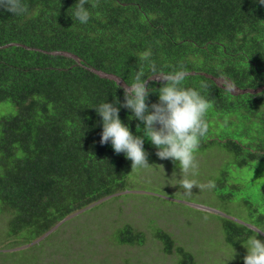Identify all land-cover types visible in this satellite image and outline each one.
Wrapping results in <instances>:
<instances>
[{"label":"trees","instance_id":"1","mask_svg":"<svg viewBox=\"0 0 264 264\" xmlns=\"http://www.w3.org/2000/svg\"><path fill=\"white\" fill-rule=\"evenodd\" d=\"M22 2L25 15L0 8V102L16 106L0 116V220L5 239L14 241L0 253L40 246L67 216L128 190L131 161L110 142L100 143L102 118L94 107L116 99L123 104L116 81L131 83L140 68L150 91L163 86L165 81L150 78L149 62L138 59L146 50L159 71L182 65L189 73L184 85L213 102L198 165L202 175L207 169L205 178L214 183L220 204L237 201L243 209L203 212L218 218L225 241L234 247L246 244L254 229H264V5L89 0L91 18L81 24L71 17L78 0ZM158 100V92H150L146 102ZM119 117L133 135L142 136L136 125H144L130 110L121 107ZM144 149L148 160L157 157L146 137ZM238 170L251 174L243 186L237 185ZM113 236L119 244L146 242L145 233L129 223ZM154 237L165 253L175 254L176 264L197 263L168 230L155 227ZM257 238L264 241V233ZM22 245L30 246L17 250ZM243 258L228 264H244ZM74 259L80 263V257Z\"/></svg>","mask_w":264,"mask_h":264},{"label":"rangeland","instance_id":"2","mask_svg":"<svg viewBox=\"0 0 264 264\" xmlns=\"http://www.w3.org/2000/svg\"><path fill=\"white\" fill-rule=\"evenodd\" d=\"M217 81L229 90H236L223 79ZM15 111L14 103L0 102V116ZM148 163L151 166L134 169L128 190L71 214L46 238H41L43 245L24 249L16 255L0 253V264H37L38 257L39 264H68L74 260L76 263L73 264H77L74 257H80L78 264H176L175 254L165 253L161 242L154 237L155 227L168 230L178 244L191 250L197 259L196 264H228L247 254L243 246L246 244L240 247L229 245L218 218L203 212L222 214V207L229 206L241 213L243 207L239 202L220 204L222 200L208 187L199 189L194 186L191 194H185L178 185L182 174L180 169H174L172 160L153 157ZM203 169L198 165L195 175L189 178L207 185V169L202 175ZM249 175L247 170L237 172V185L243 186ZM4 222V219L0 220V252H7V247L14 243L5 239ZM128 223L145 233L143 245L116 241L113 233ZM28 246L22 245L17 250ZM1 257L6 258L5 263Z\"/></svg>","mask_w":264,"mask_h":264},{"label":"clouds","instance_id":"3","mask_svg":"<svg viewBox=\"0 0 264 264\" xmlns=\"http://www.w3.org/2000/svg\"><path fill=\"white\" fill-rule=\"evenodd\" d=\"M258 2L264 5V0ZM87 4L89 0H78L72 19L74 17L81 24L88 23L91 13L85 7ZM91 6L96 7V4L93 3ZM0 8L15 16L25 15L28 11L22 0H0ZM150 58V50L138 56L140 61L149 62V69L153 73L150 78L155 77L165 83L156 91H150L143 68L136 71L131 83L116 81L118 87L123 88V104L116 99L113 103L103 102L94 107L102 118L100 143L110 142L115 153L125 154L126 159L131 161V169L134 170L151 166L148 163V153L144 149L146 137L157 149L155 154L158 158L171 159L177 163L182 174L178 179V185L184 189L185 194H191L194 186L199 189L212 188L214 183L211 181L203 185L189 177L194 176L195 170L198 169L196 154L201 141L210 130L207 117L213 102L198 89L184 85L189 73L182 65L172 72H163L157 69L154 62H150ZM150 92H158L159 100L158 103L149 106L146 101ZM121 107L130 110L132 117L143 123V129L139 123L136 125L137 132H142V136L133 135L129 126L121 121L119 117ZM259 233H264V229H254V235L247 240L246 245H243L247 249V254L243 258L244 264H264V241L257 238Z\"/></svg>","mask_w":264,"mask_h":264},{"label":"water","instance_id":"4","mask_svg":"<svg viewBox=\"0 0 264 264\" xmlns=\"http://www.w3.org/2000/svg\"><path fill=\"white\" fill-rule=\"evenodd\" d=\"M104 76H107V75H104ZM60 223H61V222H60ZM57 226H58V224H57L54 228H56ZM54 228H53V229H54ZM51 231H52V230H50L47 234H49ZM47 234H46V235H47Z\"/></svg>","mask_w":264,"mask_h":264},{"label":"bare ground","instance_id":"5","mask_svg":"<svg viewBox=\"0 0 264 264\" xmlns=\"http://www.w3.org/2000/svg\"><path fill=\"white\" fill-rule=\"evenodd\" d=\"M93 206V205H92Z\"/></svg>","mask_w":264,"mask_h":264}]
</instances>
